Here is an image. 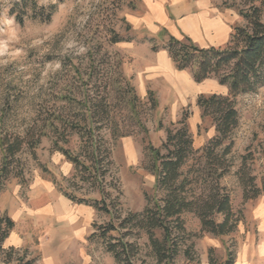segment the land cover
I'll return each mask as SVG.
<instances>
[{
    "label": "rangeland",
    "instance_id": "rangeland-1",
    "mask_svg": "<svg viewBox=\"0 0 264 264\" xmlns=\"http://www.w3.org/2000/svg\"><path fill=\"white\" fill-rule=\"evenodd\" d=\"M16 1L0 0V138L24 137L26 144L15 159L9 158L0 177V218L14 222L1 244L0 262L44 264L47 249V254L57 250L59 264H117L107 250L110 239L91 237L96 232L94 224L111 223L125 242L134 245V264H165L139 227L141 217L132 219L163 196L155 193L147 147H161L166 130L183 119L185 110L196 151L217 134L212 120L201 117L197 100L189 99L185 105L170 100L172 104L163 106L152 92L158 103L154 110L150 92L142 97L137 89L140 73L146 77L144 46L153 47L147 40L166 46V32L162 40L132 29L131 19L141 11L143 0H38L41 7L55 5L52 19L46 23L26 17L22 25L10 15ZM218 3L234 13V29L249 26L240 15L250 9L247 0ZM255 6L260 7L264 21V5L257 2ZM114 35L122 41L114 42ZM235 101L240 121L231 136V154L225 158L230 171L220 185L230 196L236 227L217 237L202 231L195 213H183L180 220L185 231L173 229L177 252L172 264H226L229 259L233 264H264V217H260L264 213V86ZM197 114L200 120L195 124ZM42 133L45 136L32 150L31 144ZM58 147L67 148L87 166L95 153L97 180ZM198 160L199 156L190 159L183 172L202 167L204 160ZM2 165L0 153V174ZM40 184H53V192L88 199L91 204L99 201L109 213L90 206L94 214L87 220L80 218L76 225L80 234L68 242L59 219L34 212L52 203L44 189L37 191ZM203 188L195 190L200 194ZM254 189L263 190L260 197L254 198ZM215 219L223 222L224 217ZM111 236L115 239L117 233ZM154 237L164 239L160 230L154 231ZM11 248L15 251L10 254Z\"/></svg>",
    "mask_w": 264,
    "mask_h": 264
},
{
    "label": "trees",
    "instance_id": "trees-1",
    "mask_svg": "<svg viewBox=\"0 0 264 264\" xmlns=\"http://www.w3.org/2000/svg\"><path fill=\"white\" fill-rule=\"evenodd\" d=\"M247 1L250 5L249 11H242L240 15L249 26L236 27L228 45L223 48L202 49L188 38L180 41L171 36L168 38L167 45L163 47L154 43V39L147 40L153 46L152 51L169 52L178 71L192 72L196 83L215 78L221 86L229 89L227 96L200 95L196 101L202 112L201 117L210 118L217 132L216 137L209 140L204 148L196 151L193 147L194 140L188 126V110H185L180 122L173 123L174 127L166 130L167 139L161 147H147L152 158V172L156 178L155 193L156 196L160 193L163 196L154 201L153 208H146L142 216H134L132 219L141 217V221L138 222L139 227L147 232L155 252L161 261H166L165 264H172V259L177 252L172 238L173 229L181 233L185 231L184 224L180 220L183 213L188 211L195 213L202 223V231L217 237L234 232L236 227V222L232 221L234 214L230 196L220 185V181L230 171L225 158L231 154L233 148L231 136L240 121L235 100L244 94L256 93L264 86V21H262L260 7L255 6L257 2L263 6L264 0ZM55 8V5L41 7L38 0H19L16 1L10 15L21 25L24 24L26 17L47 23L52 19ZM1 11L2 3H0V13ZM114 36V42L122 41L117 35ZM152 96L150 92V103L155 110L158 103ZM134 100H137L136 96ZM159 127L163 128V125L160 123ZM42 136L45 134H40L35 143L31 144L32 150L40 144ZM226 142L230 144L223 149ZM25 144L24 137L0 138L3 164L0 177L7 170L9 158L15 159ZM221 149H223L222 154L219 152ZM58 150L75 166L85 168L91 177L97 180L99 167L95 153L92 154L91 166H87L67 148L58 147ZM196 156L205 163L197 170L196 167H191L187 173H184L183 170L188 161ZM202 186H204L203 191L199 194L195 189ZM254 190L256 191L254 198L260 197L263 190ZM65 196L78 205L85 204L92 206L95 210L109 213V210L99 206V201L91 204L88 199H79L68 193ZM245 199H249L246 193ZM218 215L224 217L223 222L216 221L215 217ZM3 224H5V231L0 234V250L1 244L14 229V222L9 217L0 218V229ZM94 228L96 232L91 237L110 239L107 242V250L114 256L117 264H134L132 262L135 256L134 245L122 239L116 225L110 223L109 226L103 227L94 224ZM156 230L163 233L164 239L161 242L154 237ZM113 233H117L115 239L111 236ZM112 239L115 240L114 244L111 242ZM14 251L15 249L11 248L9 253ZM0 264L13 263L6 259ZM226 264H233V261L229 259Z\"/></svg>",
    "mask_w": 264,
    "mask_h": 264
},
{
    "label": "crops",
    "instance_id": "crops-1",
    "mask_svg": "<svg viewBox=\"0 0 264 264\" xmlns=\"http://www.w3.org/2000/svg\"><path fill=\"white\" fill-rule=\"evenodd\" d=\"M235 20L234 13L223 9L218 0H143L141 11L130 23L134 31L142 29L151 37L163 40V32H166L167 41L170 36L180 41L188 38L197 47L209 49L228 45ZM144 49L146 55L141 58L146 64V77L140 73L137 81V89L142 97H147L149 92H155L158 103L165 106L177 102L185 105L187 100H197L200 95H228V87L221 86L215 78L198 84L189 70L178 71L166 50L154 52L150 44H146ZM147 85L151 89H146ZM198 114L194 119L195 124L200 120ZM52 188L53 184H40L37 191L42 192L44 189L51 202L57 204L41 206L34 212L39 216L59 219L66 227L65 240L72 242L80 234L76 226L80 218L85 217L87 220L95 210L88 205L74 203L69 197L53 192ZM260 217L263 218L264 213ZM13 238L16 239V236L13 235ZM46 250L43 263L59 264L61 257L57 250L52 254H47Z\"/></svg>",
    "mask_w": 264,
    "mask_h": 264
}]
</instances>
